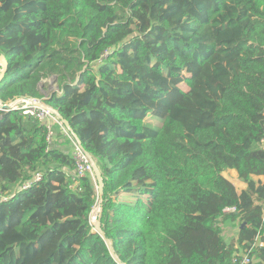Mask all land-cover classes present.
I'll list each match as a JSON object with an SVG mask.
<instances>
[{
	"label": "trees",
	"instance_id": "1",
	"mask_svg": "<svg viewBox=\"0 0 264 264\" xmlns=\"http://www.w3.org/2000/svg\"><path fill=\"white\" fill-rule=\"evenodd\" d=\"M0 52L5 104L57 76L45 102L100 169L124 264H264V0H0ZM53 130L0 109V264H119L91 221L96 179Z\"/></svg>",
	"mask_w": 264,
	"mask_h": 264
},
{
	"label": "built area",
	"instance_id": "2",
	"mask_svg": "<svg viewBox=\"0 0 264 264\" xmlns=\"http://www.w3.org/2000/svg\"><path fill=\"white\" fill-rule=\"evenodd\" d=\"M107 53L108 52H106L105 56H107ZM45 100H46V97L42 99L32 98L31 102L23 103L21 99H18V100H15V101H12L6 104H9L11 106L10 108H13V109H23L25 114L33 115L37 117L42 123L46 124L48 128L47 138L50 143L52 142V140L54 139L56 135L55 131L53 130V125L56 123L61 125L65 133L68 134L71 138V146H72L71 152L73 154V157L76 160V169H75L76 176L83 177L86 175H90L93 179H95L92 165L88 162L84 152L82 151L81 147L78 145L77 141L73 138L72 135L69 134V130L62 124V121L55 115V113L52 110L48 108H41V107L36 106V102H45ZM3 104L5 103L0 101V108L2 107ZM41 178H42V174L37 173L32 179L24 182L22 186L20 187V190H26L30 188L31 185L34 183V181H39ZM234 210H235V207L225 209L226 212H230ZM95 220L96 218L92 219V214H91L92 223ZM254 263H255V259L253 256H251L250 251H248L242 255H235L233 257L232 264H254Z\"/></svg>",
	"mask_w": 264,
	"mask_h": 264
},
{
	"label": "water",
	"instance_id": "3",
	"mask_svg": "<svg viewBox=\"0 0 264 264\" xmlns=\"http://www.w3.org/2000/svg\"><path fill=\"white\" fill-rule=\"evenodd\" d=\"M0 67H1V71H0V81L3 79V77L5 76L7 70H8V60L6 58V56L0 52ZM52 82L55 83L57 80V76H53L52 78ZM45 81L43 80L40 84V90L44 93V97L48 98L51 95H53L55 92H59L60 87L58 85L52 86L50 88V92H46L43 88ZM21 101L23 103L25 102H31L32 98L29 97H23L21 98ZM36 106L37 107H41V108H48L50 110H52L55 115L62 121V124L69 130V132L71 133V135L73 136V138L77 141L78 145L81 147L82 151L84 152L88 162L92 165L93 171H94V176L96 179V183L98 186V196H99V203H100V210L97 216V219L93 222L94 223V231L99 233L107 242L109 249L113 255V257L115 258V260L119 263V264H124L121 259L119 258V256L116 254L115 249L113 247V244L111 242V240H109L106 237V234L104 232V230L101 227V217H102V213H103V207L101 206V202H102V198L104 195V182H103V177L102 174L100 172V169L96 163V161L94 160L93 156L84 148V146L82 145L80 139L78 138V136L74 133V131L72 130L69 122L60 114V112L49 106L46 102H36ZM10 105L9 104H3L2 107L0 109L2 110H7L10 109ZM92 214V213H91Z\"/></svg>",
	"mask_w": 264,
	"mask_h": 264
},
{
	"label": "crops",
	"instance_id": "4",
	"mask_svg": "<svg viewBox=\"0 0 264 264\" xmlns=\"http://www.w3.org/2000/svg\"><path fill=\"white\" fill-rule=\"evenodd\" d=\"M50 88H49L48 92H50ZM227 171H233V172L236 173V176L239 179V188L236 186V184L234 183V181L232 179H230L226 175L225 176L234 183V185L236 186V188L239 191H241V190L246 188L247 185L243 181L240 180V178L238 177V173L235 170L230 169V170H227ZM226 172L224 174H226ZM254 179L256 180L257 184H264V175L254 176ZM240 224H241L240 220L239 221H235V222H226L225 223V225H224V228H225L224 234L226 236L227 241H232L234 239L238 240V235L240 234ZM227 236H230V239H228ZM256 245L264 246V237H259L256 240ZM258 261H259L258 259H255V262H258Z\"/></svg>",
	"mask_w": 264,
	"mask_h": 264
},
{
	"label": "rangeland",
	"instance_id": "5",
	"mask_svg": "<svg viewBox=\"0 0 264 264\" xmlns=\"http://www.w3.org/2000/svg\"><path fill=\"white\" fill-rule=\"evenodd\" d=\"M48 85H49V88L50 87H52V86H55V85H58L57 84V80H56V82L55 83H53L52 82V79H49V81H48ZM181 87L184 89V90H186V89H188V85H186V84H184V83H182L181 84ZM49 88L46 90V92H48L49 91ZM148 122L150 123V124H152V125H157V123H156V120H155V118H153V117H149L148 118ZM57 136H59L58 134H57ZM63 140H64V148L67 150L69 147H70V145H68L67 143H65V139L64 138H62ZM226 176H228L230 179H232L233 181H234V183L236 184V186L239 188V179L237 178V176H236V173L235 172H233V171H227L226 172V174H225ZM5 198V196H3L2 195V197H0V201L1 200H6V198ZM100 203H99V201L96 203V205L94 206V208L95 207H97L96 209H95V211H94V213H93V218L92 219H97V216H98V213H99V210H100ZM94 208H93V210H94ZM93 210H92V212H93ZM226 237V236H225ZM227 238L228 239H230V236H227ZM227 240V239H226ZM228 242H230V241H228ZM257 262H255V264H256Z\"/></svg>",
	"mask_w": 264,
	"mask_h": 264
},
{
	"label": "bare ground",
	"instance_id": "6",
	"mask_svg": "<svg viewBox=\"0 0 264 264\" xmlns=\"http://www.w3.org/2000/svg\"><path fill=\"white\" fill-rule=\"evenodd\" d=\"M96 208H97V207L94 208L93 213H94V211H95ZM93 213H92V215H93ZM92 218H93V216H92Z\"/></svg>",
	"mask_w": 264,
	"mask_h": 264
}]
</instances>
